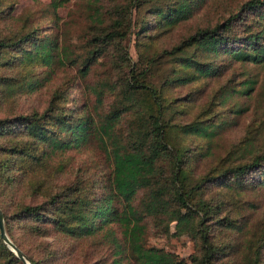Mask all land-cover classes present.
I'll list each match as a JSON object with an SVG mask.
<instances>
[{"label": "trees", "instance_id": "16d2710c", "mask_svg": "<svg viewBox=\"0 0 264 264\" xmlns=\"http://www.w3.org/2000/svg\"><path fill=\"white\" fill-rule=\"evenodd\" d=\"M65 1L53 0L54 7ZM112 1L86 0L92 27L84 53H75L58 38L43 43L46 34L42 36L39 26L0 37V68H13L28 54L54 47H60L63 64L76 65L85 81L96 66L111 62L90 85L98 101L92 113L74 114L63 104L66 90L57 88L43 111L0 117V205L8 234L33 264H74L68 249L48 239L54 233L74 240L103 233V238L115 240L121 252L126 249L135 264H264V219L252 222L240 210L231 213L223 192L209 194L213 187L231 194L264 187V139L259 140L263 127L250 125L225 155L195 179L194 162L213 154L211 141L234 119L215 113L172 122L168 115L171 104L178 99L182 104L190 102L191 94L172 98L166 93L175 82L180 86L221 75L225 60L264 65V0H245L224 20L197 28L173 46L147 56L145 62L143 54L134 61L129 48L135 27L133 7L140 0ZM206 2L173 0L156 4L152 12L158 15V26L172 28L192 18ZM3 13L6 11L0 8V17ZM144 19L135 32L152 37L147 34L152 25ZM158 54H168L172 60L162 86L152 80V63ZM51 56L45 59L50 61ZM256 82L254 77L247 79L239 93H249ZM108 95L113 100L104 110L101 107ZM231 109L237 114L245 110L238 103ZM179 133L197 134L209 143H185L177 140ZM92 138L103 143L97 147L110 161L105 178L93 172L95 177L88 184L80 178L66 184L31 179L27 193L18 194L28 176L42 172L30 170V160L85 147ZM97 167L105 170L102 163ZM6 192L12 196L8 203L1 199ZM149 222L167 233L174 224L175 234L194 238L195 250L186 258L147 245L143 235ZM115 225L122 229L125 244L117 239ZM0 264H25L1 231Z\"/></svg>", "mask_w": 264, "mask_h": 264}, {"label": "rangeland", "instance_id": "374dc122", "mask_svg": "<svg viewBox=\"0 0 264 264\" xmlns=\"http://www.w3.org/2000/svg\"><path fill=\"white\" fill-rule=\"evenodd\" d=\"M113 4L112 0H106ZM173 0H140L133 7V23L135 27L130 35L129 48L133 60L139 59L143 54L145 62L147 56L157 54L161 48H169L179 42L188 34L199 27L214 26L217 22L224 20L231 12L237 10L245 0H207V2L194 14L192 18L181 22L172 28L158 26V15L152 12L156 4L166 5ZM0 8L6 13L0 17V37L13 36L39 26L42 36L46 34L43 43L50 39L58 38L66 42L75 53H84L87 49V34L92 27L86 0H66L65 3L54 7L53 0H0ZM149 13V14H148ZM152 25L147 34L152 37H140L135 32L138 25L144 19ZM141 34V33H140ZM51 54L50 61L45 59ZM168 54H158L153 61V81L158 85H164L165 77L171 72L172 60ZM226 66L221 75L202 78L198 81L177 85L172 83L166 89V93L172 98L178 96L186 97L190 92L191 101H174L168 115L172 122L180 120L189 122L196 117L207 118L213 114L225 117L229 121L220 132L214 136L211 144L213 154L197 159L194 162L193 176L200 178L217 160L226 154L251 125L262 126L264 129V65L252 64L250 62L224 61ZM111 62L108 60L96 66L89 74L87 81L83 80L74 64H63L60 47L52 50L44 49L41 53L28 54L21 64L13 68H0V117L10 116L19 112L43 111L53 92L57 89L66 90L67 99L63 104L76 115H87L92 113L94 105L98 104L96 95L90 89L92 83H96L102 75L101 71L108 70ZM48 65H53L49 67ZM53 67V68H52ZM50 71V73L48 72ZM252 77L257 79L254 89L249 93H239L244 82ZM37 79V83L35 80ZM34 83H30L33 82ZM113 95L105 98L102 109H107L112 102ZM241 104L245 109L237 114L231 108ZM128 117H126V121ZM125 124V121H123ZM63 135H67L64 131ZM177 140L195 145L196 143H209L207 138L197 134L183 136L180 133ZM264 139L261 135L260 141ZM90 145L82 148H69L58 152L52 158L33 160L29 162V169H38V175H30L19 187V195L27 193L31 179H45L50 184H66L76 181L77 178L85 180L88 184L93 180L92 173L96 177H106L110 169V161L97 146L103 143L92 138ZM104 164L105 170L97 167ZM95 166L97 168H95ZM89 170H86L88 169ZM49 187H51L49 185ZM223 192L227 198L226 206L231 213L240 210L250 217L252 222L264 219V187L248 189L242 194H231L230 191L213 187L209 194ZM42 193H46L44 190ZM17 194V197H18ZM226 196H225V195ZM12 196L9 192L3 193L1 199L8 203ZM31 197H27L30 200ZM1 207V205H0ZM2 208V207H1ZM3 210V209H2ZM6 226V224H5ZM116 237L122 243H126L124 234L120 227L115 225ZM174 224L171 232L167 233L156 228L149 222L148 230L143 235L147 245H155L176 252L182 257L188 256L195 250L196 242L189 234H175ZM226 232V231H225ZM228 233V232H227ZM215 234H218L216 232ZM219 236H217V239ZM49 240L56 246L68 249L73 257L74 264H135L134 259L126 251L117 247L115 240L104 237L103 233L95 238H84L79 240L63 238L54 233L49 235Z\"/></svg>", "mask_w": 264, "mask_h": 264}, {"label": "water", "instance_id": "95a60500", "mask_svg": "<svg viewBox=\"0 0 264 264\" xmlns=\"http://www.w3.org/2000/svg\"><path fill=\"white\" fill-rule=\"evenodd\" d=\"M0 231L1 235L4 238V241L8 244V246L15 251V253L25 262V264H33V262L30 260L28 255L22 250L10 237L6 230L5 226V218L3 214V210L0 207Z\"/></svg>", "mask_w": 264, "mask_h": 264}]
</instances>
